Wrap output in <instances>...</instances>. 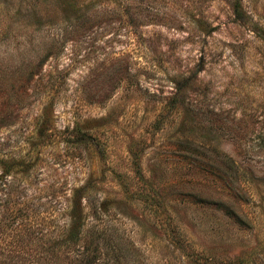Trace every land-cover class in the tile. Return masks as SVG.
Instances as JSON below:
<instances>
[{
  "label": "rangeland",
  "instance_id": "rangeland-1",
  "mask_svg": "<svg viewBox=\"0 0 264 264\" xmlns=\"http://www.w3.org/2000/svg\"><path fill=\"white\" fill-rule=\"evenodd\" d=\"M0 159L2 260L79 216L99 264H264V0H0Z\"/></svg>",
  "mask_w": 264,
  "mask_h": 264
},
{
  "label": "trees",
  "instance_id": "trees-1",
  "mask_svg": "<svg viewBox=\"0 0 264 264\" xmlns=\"http://www.w3.org/2000/svg\"><path fill=\"white\" fill-rule=\"evenodd\" d=\"M233 14L237 21H243L245 16L241 10L239 2H236L233 5ZM175 92V98H177L178 94L181 92L179 85L175 87ZM175 98L167 101V105L175 106ZM74 134L77 140L80 139L81 141H87L88 139H91L90 135L81 131H77ZM184 144L190 146V143L187 141L184 142ZM99 155L102 157L101 151L99 152ZM23 162V160H13L8 162L5 159H0V193L4 192V197L0 198V200H2V202L0 201V207L2 208H4L5 203H7L6 207L9 205L7 197H9L11 192L10 187L14 184L13 179H10L7 184L3 183L2 178L10 175L11 168L22 167ZM135 162V160L132 162L134 167L139 168V163ZM225 163L232 167L233 163L228 160V158ZM89 184L90 183H88V185ZM26 202L27 201L19 202V205L25 206ZM19 211H21V209L16 210V213ZM24 219L26 224L23 226V232L21 234L19 232L13 233V236L16 238L12 239V241L5 245L3 244L2 249L6 250L8 256H5L3 260L0 259V264H99L101 255L104 256L107 254L105 249H108L107 247H109V239L105 229L102 228L95 231H88V233L83 236L85 233H82L83 227L79 216L74 217L71 226L64 229L65 233L57 238L59 242L53 240L49 243H44L48 241H43V238L40 237L41 235L39 236V231H36V223L38 222L35 221L33 216H29V223L27 221V216H24ZM43 219L44 217L40 218L41 222L44 221ZM34 224L36 225L34 226ZM82 239L84 242L83 246L72 254L70 248Z\"/></svg>",
  "mask_w": 264,
  "mask_h": 264
}]
</instances>
